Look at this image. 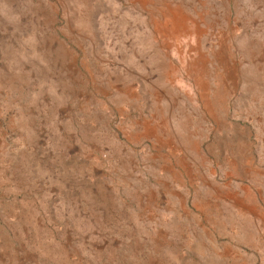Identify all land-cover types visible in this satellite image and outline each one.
I'll return each instance as SVG.
<instances>
[{
	"label": "rangeland",
	"instance_id": "rangeland-1",
	"mask_svg": "<svg viewBox=\"0 0 264 264\" xmlns=\"http://www.w3.org/2000/svg\"><path fill=\"white\" fill-rule=\"evenodd\" d=\"M0 264H264V0H0Z\"/></svg>",
	"mask_w": 264,
	"mask_h": 264
}]
</instances>
